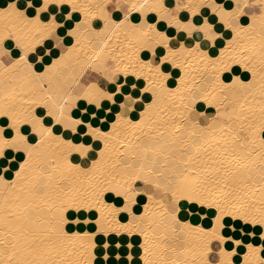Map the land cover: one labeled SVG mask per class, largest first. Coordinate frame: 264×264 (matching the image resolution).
Segmentation results:
<instances>
[{
	"label": "snow or ice",
	"instance_id": "1",
	"mask_svg": "<svg viewBox=\"0 0 264 264\" xmlns=\"http://www.w3.org/2000/svg\"><path fill=\"white\" fill-rule=\"evenodd\" d=\"M194 54L212 71L186 87ZM185 203L251 220L242 264H264V0H0V264H97L95 233L71 230L94 210L144 236L124 264H232L215 228L187 241ZM157 214L173 242L149 245Z\"/></svg>",
	"mask_w": 264,
	"mask_h": 264
},
{
	"label": "bare ground",
	"instance_id": "2",
	"mask_svg": "<svg viewBox=\"0 0 264 264\" xmlns=\"http://www.w3.org/2000/svg\"><path fill=\"white\" fill-rule=\"evenodd\" d=\"M216 2L222 3L223 0H216ZM218 22L219 21L217 20V23ZM247 22H251L250 18H248ZM223 31L227 32L228 35H226L220 43L215 45L214 50L211 48L205 49V51H208L213 56H218L220 49L227 44L228 40L232 39V34L230 30L223 29ZM121 39H123L122 36ZM244 39H247V36H245ZM112 41L114 44H111V46H114L116 43L115 36H113ZM81 44L83 47L87 48L88 40L82 37ZM69 47H71V45H69ZM80 59L81 63H83L86 58L81 55ZM180 59L182 60L183 57H181ZM66 62L69 64L68 70H73L72 64L75 62L74 58H71ZM232 68H236L237 71L233 72L231 69H229L224 72H221L219 74L220 81H222L223 83H231V80L234 76L241 75L243 72V69L240 68L238 65H233ZM186 70L188 72L187 84L185 85L186 87L200 86L202 84L201 74L203 73L204 75H207L208 72L212 71L210 66L206 71L205 65L203 63H199V54L193 55L191 62L186 65ZM184 71L185 70L177 71V74H175L172 78L173 83L170 84V87H176V83L179 81L180 75L184 74ZM248 76L249 77L247 78L251 79L250 74ZM220 81H215L217 85L215 92H212L211 84L208 85V90L209 92H212V98H214L216 101L223 103L225 97H227V99L230 101L232 98L230 92L224 93L223 95L220 94V88L222 87ZM258 98L259 96L257 94V99ZM249 101L252 102L251 97H249ZM175 102L179 103L178 97L176 98ZM170 103H172L171 100L165 99L162 101L161 106L163 107ZM205 108L208 109L209 115H215V104L211 106L205 104L201 110H204ZM136 118H138V113ZM75 162L79 163V158H77ZM147 202V195H144L140 200L141 211H143L144 204ZM159 202V195H157V206L159 205ZM109 203H111V201H109ZM137 215H139V213H137ZM149 215L151 216V213H149ZM180 215L181 218L187 221L191 226V230L188 232L187 235V241L193 245H196L198 247V250L202 251V246L208 238L196 232L195 229L204 228L211 230L215 228L217 230V236L225 237L223 240L213 241V246L216 248L217 254H219L220 249H223L226 253L234 252V255L228 258L232 261V264L238 263L237 261H235L236 257H240L243 261L247 246L249 243H251V240L246 238L251 237L252 234L251 220L248 221V226L250 227V229L245 230L241 238H235L232 235V232L237 229L238 223H245L242 219L236 221L232 216H226L223 221L218 223L215 220V216L209 213L207 205L204 206V211H201L200 205H196L195 207L189 208L187 206V203H185ZM127 216V213H122L119 216L109 217L106 214H102L99 210H94V214L89 215L86 212L81 217V227H79L78 229L76 227H73L71 230L80 231L84 233H95V235L92 236L91 239L89 241H86L85 243H90L94 245L93 251L97 264H112L111 255L109 251L112 246L111 241H113L112 248L115 249L113 255L114 259L118 260L114 264H124V262L128 260L130 252L132 253L133 257L137 260H139L143 256V245L145 240L144 236L139 232L129 233L125 230V228L128 227V219H124L122 217ZM205 220L208 221L205 222ZM85 221H90V223H85ZM170 223L171 221H169L168 224H165L163 218L159 214L156 215L155 223L153 224V231H155L157 227H159V232H157L156 236H153L152 231L149 232V245H154L158 239H163L165 236L168 237L170 242L174 241L173 234L171 233L169 227ZM166 228L169 229L167 232L165 231ZM97 229H101V231H97ZM237 240L243 241V248L237 245ZM258 246L259 245H257V247ZM133 249H135V251H133Z\"/></svg>",
	"mask_w": 264,
	"mask_h": 264
},
{
	"label": "crops",
	"instance_id": "3",
	"mask_svg": "<svg viewBox=\"0 0 264 264\" xmlns=\"http://www.w3.org/2000/svg\"><path fill=\"white\" fill-rule=\"evenodd\" d=\"M208 220H205V222H207ZM243 223H238V226H237V229H235L233 232H232V235L235 237V238H241L243 236V233L245 230H249L250 227L248 226L247 228L243 227ZM242 228V229H241ZM235 233V234H234ZM112 243V246L110 248V255H111V263L114 264L116 263L118 260L117 259H114V251L115 249L112 248L113 247V241H111Z\"/></svg>",
	"mask_w": 264,
	"mask_h": 264
},
{
	"label": "rangeland",
	"instance_id": "4",
	"mask_svg": "<svg viewBox=\"0 0 264 264\" xmlns=\"http://www.w3.org/2000/svg\"><path fill=\"white\" fill-rule=\"evenodd\" d=\"M114 43H113V41H112V45H113ZM68 74L71 76L72 74H73V70H68ZM249 77V76H248ZM225 93H227V92H225ZM240 257H236L235 258V261H237L238 263L237 264H241L242 263V259L240 258Z\"/></svg>",
	"mask_w": 264,
	"mask_h": 264
}]
</instances>
